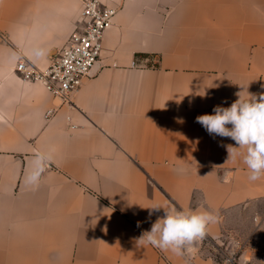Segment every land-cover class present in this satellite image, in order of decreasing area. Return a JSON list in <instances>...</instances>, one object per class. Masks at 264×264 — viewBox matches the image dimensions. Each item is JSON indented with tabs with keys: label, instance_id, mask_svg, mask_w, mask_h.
<instances>
[{
	"label": "crops",
	"instance_id": "obj_1",
	"mask_svg": "<svg viewBox=\"0 0 264 264\" xmlns=\"http://www.w3.org/2000/svg\"><path fill=\"white\" fill-rule=\"evenodd\" d=\"M99 1L118 13L91 75L62 103L16 66L47 68L80 2L0 0V264H225L206 245L261 206L264 176L250 181L242 156L228 160L235 142L196 117L264 93V0ZM38 150L53 161L28 185ZM155 205L219 221L175 255L138 242L163 216L148 218Z\"/></svg>",
	"mask_w": 264,
	"mask_h": 264
},
{
	"label": "clouds",
	"instance_id": "obj_2",
	"mask_svg": "<svg viewBox=\"0 0 264 264\" xmlns=\"http://www.w3.org/2000/svg\"><path fill=\"white\" fill-rule=\"evenodd\" d=\"M37 55L42 56L43 53L39 52ZM236 95L238 99L229 107L217 105L213 108V114L199 115L196 122L210 135L230 138L235 142V146H225L228 160L242 156L248 170V179L255 182L264 176V93L258 97L248 93L249 99H243L241 92ZM52 161V151H36L25 182L28 185H38L46 167ZM174 171L183 172V169ZM146 209L149 219L161 210L163 216L157 217L150 230L142 232L138 242L161 251H171L175 255H182L186 246L203 239L209 226L219 221L218 213L207 210H178L174 206L162 205ZM137 227H140V222H137ZM226 264L230 262L226 261Z\"/></svg>",
	"mask_w": 264,
	"mask_h": 264
},
{
	"label": "built area",
	"instance_id": "obj_3",
	"mask_svg": "<svg viewBox=\"0 0 264 264\" xmlns=\"http://www.w3.org/2000/svg\"><path fill=\"white\" fill-rule=\"evenodd\" d=\"M81 16L67 44L45 69H38L20 59L16 71L26 80L42 83L62 103H71L85 78L91 75L103 50V37L112 26L118 9L108 7L99 0H78ZM54 110L48 111V117ZM232 262V259H228Z\"/></svg>",
	"mask_w": 264,
	"mask_h": 264
},
{
	"label": "rangeland",
	"instance_id": "obj_4",
	"mask_svg": "<svg viewBox=\"0 0 264 264\" xmlns=\"http://www.w3.org/2000/svg\"><path fill=\"white\" fill-rule=\"evenodd\" d=\"M259 205L248 217L243 214V220L240 215L232 220V234L223 243H207V249L219 261L226 264L232 259L230 264H240L242 254L251 253L249 264H264V202Z\"/></svg>",
	"mask_w": 264,
	"mask_h": 264
}]
</instances>
